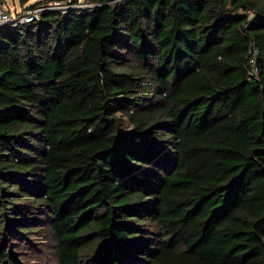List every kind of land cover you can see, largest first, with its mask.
Masks as SVG:
<instances>
[{
  "label": "trees",
  "instance_id": "trees-1",
  "mask_svg": "<svg viewBox=\"0 0 264 264\" xmlns=\"http://www.w3.org/2000/svg\"><path fill=\"white\" fill-rule=\"evenodd\" d=\"M51 1L0 27V264H264V0Z\"/></svg>",
  "mask_w": 264,
  "mask_h": 264
},
{
  "label": "built area",
  "instance_id": "built-area-1",
  "mask_svg": "<svg viewBox=\"0 0 264 264\" xmlns=\"http://www.w3.org/2000/svg\"><path fill=\"white\" fill-rule=\"evenodd\" d=\"M5 0H0V27L4 25H9L11 28H16L20 25H24L30 23L34 20L39 18V15L44 11H59V12H66L68 9V5H62L58 1H52L46 5H41L32 9H21L20 11L12 14L10 10L5 5ZM115 2L122 1V0H113ZM86 4H82L77 7L85 8ZM249 63L252 65V72L256 75V67H255V60L254 57H251Z\"/></svg>",
  "mask_w": 264,
  "mask_h": 264
},
{
  "label": "rangeland",
  "instance_id": "rangeland-1",
  "mask_svg": "<svg viewBox=\"0 0 264 264\" xmlns=\"http://www.w3.org/2000/svg\"><path fill=\"white\" fill-rule=\"evenodd\" d=\"M47 1V0H5L6 7L10 10L12 14L21 9H28L29 6H32L34 3ZM52 2V1H51ZM48 2V3H51ZM59 2V1H58ZM78 2L83 3V0H78ZM46 2V4H48ZM43 3V5H46ZM62 5H66L67 3H62ZM81 4V5H82ZM39 238L38 241L35 242L34 239H31L33 247L28 250L27 256L29 258V264H55V252H54V246L50 238H43V237H37Z\"/></svg>",
  "mask_w": 264,
  "mask_h": 264
}]
</instances>
